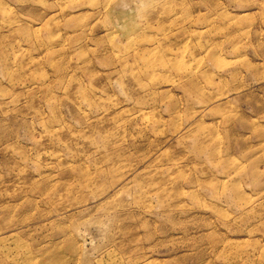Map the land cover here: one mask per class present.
<instances>
[{"label":"rangeland","instance_id":"374dc122","mask_svg":"<svg viewBox=\"0 0 264 264\" xmlns=\"http://www.w3.org/2000/svg\"><path fill=\"white\" fill-rule=\"evenodd\" d=\"M0 264H264V0H0Z\"/></svg>","mask_w":264,"mask_h":264}]
</instances>
